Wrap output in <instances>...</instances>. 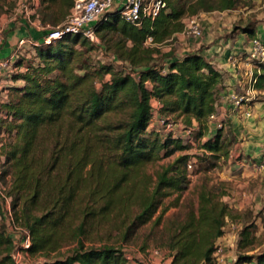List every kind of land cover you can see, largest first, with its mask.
I'll return each mask as SVG.
<instances>
[{
  "label": "trees",
  "instance_id": "16d2710c",
  "mask_svg": "<svg viewBox=\"0 0 264 264\" xmlns=\"http://www.w3.org/2000/svg\"><path fill=\"white\" fill-rule=\"evenodd\" d=\"M161 1L165 8L139 26L108 12L94 24L99 44L76 35L32 47L24 72L10 73L17 82L0 102V179L9 178L6 196L16 223L30 234L29 256L70 247L61 259L33 264H135L116 243L129 242L150 221L160 224L168 207L154 215L163 201L176 194L177 202L188 185L190 157L178 156L152 175L146 168L193 142L204 161H213L208 168L228 159L229 131L221 125L209 133L222 74L200 52L176 58L172 48L162 53L161 47L183 31L186 18L228 12L240 0ZM73 2L42 0L40 24L60 26ZM243 32L254 35L251 26ZM96 48L113 64L93 63ZM22 65L18 59L14 66ZM258 70L254 87L262 90L264 66ZM153 101L163 118L187 128L196 124L192 143L151 127ZM224 196L207 184L198 188L197 208L167 238L169 264H214L215 245L235 221ZM0 219V264H13L4 213ZM237 264H264V250Z\"/></svg>",
  "mask_w": 264,
  "mask_h": 264
},
{
  "label": "rangeland",
  "instance_id": "374dc122",
  "mask_svg": "<svg viewBox=\"0 0 264 264\" xmlns=\"http://www.w3.org/2000/svg\"><path fill=\"white\" fill-rule=\"evenodd\" d=\"M41 2L42 0H0V28L2 29V21H5V26L9 20L16 22L19 17H27L31 22L36 19L37 26L44 27L45 31L50 30L51 26H42L40 24L38 11L42 10ZM2 15L4 17H1ZM198 19L201 26L203 21L207 20L208 22V26H202L203 36L201 38L190 39L183 37L179 41L175 37L171 44L161 47V52L166 53L167 50L164 49L167 46L169 49L171 45L170 48L174 49V52L183 48V51H179L178 53L180 56L185 53L190 54L206 48L213 38L234 41L240 34H243V46L245 48H250L251 42L257 37L264 41V0H240L239 5L231 11L223 13L214 12L202 15ZM246 26H251L254 30V35L243 32ZM204 29L206 33H204ZM90 54L93 63L113 64L112 56L100 48H96ZM247 56L249 57V61L254 62L256 70L259 69V66H264V62H261L259 58H253L250 54ZM33 57L34 51L30 45H27L18 55V59H22L23 68L28 62L32 61ZM156 58L158 63L163 64L164 60H162L160 54H157ZM114 66L119 68L117 65ZM153 107L155 110V103H153ZM156 117H153L151 127H157L158 132L160 131L165 136L166 133L163 132L160 125H156ZM181 136H184L182 130L176 129L174 137L180 138ZM2 137L3 133L0 134V139ZM193 140L194 138L192 137L191 143ZM193 144L190 145L189 149L174 151L172 155L164 157L146 168V173L152 175L161 166L170 164L178 156L188 155L190 157L185 167L188 185L179 194L177 202L174 201L177 196L176 194L163 201L162 206L154 215L155 218L163 208L168 207L160 224L156 226L150 221L140 227L129 242L123 244L118 241L116 243L135 264L170 263L171 257L166 247L167 238L174 226L184 221L187 214L197 208V190L205 184L215 188L216 192L222 190L225 193L224 200L235 211V221L229 222L230 224L228 223L229 227L225 233L228 235L218 241L223 247L221 253L223 255V262L220 264H237L239 257L256 255L264 250V171L256 172L255 175L248 177L246 174H242L241 170L236 173L230 171V165L208 168L209 162L213 161H204L201 155L203 151L199 149V144L196 142H193ZM1 162H3V158L0 159V169H2ZM188 165H190V168H188ZM0 186L2 192L6 195L9 178L0 179ZM4 208V200L0 197V217L4 213ZM243 230H245L246 235L242 237L240 233ZM69 250L70 247L64 246L48 257L42 255L29 256L28 264L61 259Z\"/></svg>",
  "mask_w": 264,
  "mask_h": 264
},
{
  "label": "crops",
  "instance_id": "0c3cea01",
  "mask_svg": "<svg viewBox=\"0 0 264 264\" xmlns=\"http://www.w3.org/2000/svg\"><path fill=\"white\" fill-rule=\"evenodd\" d=\"M202 15L206 14L200 16ZM2 23L4 40L0 45V59L10 56L20 40H32L39 44L42 43L43 37L41 36L45 28L37 26L36 19L31 22L27 17H19L16 22L7 21L5 26V21H2ZM202 26H208L207 20L202 22ZM204 33H206L205 29ZM242 35L240 34L234 41L213 38L206 48H202L198 52L222 74V87L215 113L216 118L209 126V133L213 135L216 131V125L220 124L223 125V133L229 131L234 138L231 142L228 159L218 162V165H224L225 167L230 165V171L236 173L241 170L242 174L250 177L255 175L256 172L264 171L254 167L259 164L261 156L264 154V86L260 90L256 89L254 84L251 83L254 74L259 70L255 69L254 62L249 61L247 55H251V46L250 48L243 46ZM176 37L179 41L183 38L181 33L177 34ZM170 46L169 49L167 46V49L164 50L168 52L171 49ZM172 50L174 52V49ZM179 51H183V48L174 52L176 58L187 54L180 56ZM24 70L21 66L16 67L14 71L17 73L24 72ZM15 82L17 81L10 79L7 74L2 77L0 102L5 100L8 92L7 88L14 85ZM234 97L244 98L239 107L233 103ZM193 126L195 127L196 124L194 123ZM229 206L231 207V205ZM227 235L224 234L222 238Z\"/></svg>",
  "mask_w": 264,
  "mask_h": 264
},
{
  "label": "built area",
  "instance_id": "2783aa9c",
  "mask_svg": "<svg viewBox=\"0 0 264 264\" xmlns=\"http://www.w3.org/2000/svg\"><path fill=\"white\" fill-rule=\"evenodd\" d=\"M165 8V3L161 0H74L73 6L65 18V21L60 26L51 29V32L43 37L42 43L49 45L53 41L60 40L65 36L80 35L94 44H99V39L96 35L94 24L99 19L104 17L108 12L117 11L119 16L127 23L139 26L143 18L154 19L160 11ZM199 17H191L185 19V25L181 35L190 39H199L203 36V30ZM4 40V32L0 28V45ZM151 38L146 39V44L151 43ZM30 45L31 47L39 46L37 42L32 40H20L13 53L5 58L0 59V83L2 77L9 75L15 70V62L18 59V55L24 49V46ZM251 56L253 58H259L261 62H264V42L260 38H255L251 42ZM121 64V63H119ZM256 80L252 78L251 83L255 84ZM1 85V84H0ZM1 94V86H0ZM244 101L243 97H234L233 103L239 107ZM155 103V110L158 111V104ZM154 112V116L157 124L160 125L165 135H172L176 129H181L186 141H191L195 128H187L180 124H175L168 119L163 118ZM215 114H212L209 118L211 122L215 120ZM221 125L217 124L216 128ZM255 169L264 170V154H262L258 165L254 166ZM190 168V165H188ZM0 197L4 200V217L7 226V232L13 243V250L11 252V261L13 264H28V251L31 247V238L29 232L16 223L11 208V198L6 196L2 192L0 186ZM222 239V238H221ZM220 240V239H219ZM222 245L217 242L215 245V251L213 254L214 263L220 264L223 262Z\"/></svg>",
  "mask_w": 264,
  "mask_h": 264
}]
</instances>
